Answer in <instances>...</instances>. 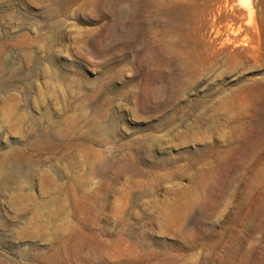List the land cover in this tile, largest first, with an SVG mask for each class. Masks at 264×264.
Returning a JSON list of instances; mask_svg holds the SVG:
<instances>
[{
    "label": "rangeland",
    "instance_id": "obj_1",
    "mask_svg": "<svg viewBox=\"0 0 264 264\" xmlns=\"http://www.w3.org/2000/svg\"><path fill=\"white\" fill-rule=\"evenodd\" d=\"M0 264H264V0H0Z\"/></svg>",
    "mask_w": 264,
    "mask_h": 264
},
{
    "label": "bare ground",
    "instance_id": "obj_2",
    "mask_svg": "<svg viewBox=\"0 0 264 264\" xmlns=\"http://www.w3.org/2000/svg\"><path fill=\"white\" fill-rule=\"evenodd\" d=\"M242 30V28H241V26H238V27H234L232 24H229V31H227V32H229V36L231 35V36H234V37H236V35L238 34V33H240V31ZM218 32H219V30H218ZM226 32V33H227ZM217 35H218V33H217ZM230 38V37H229ZM234 40H236V39H234ZM231 40H229V42H230ZM238 42V41H237ZM236 42V43H237ZM224 43H228V39L226 40V42H224ZM224 43H222V45L224 44ZM232 43V42H231ZM230 44V43H229Z\"/></svg>",
    "mask_w": 264,
    "mask_h": 264
}]
</instances>
